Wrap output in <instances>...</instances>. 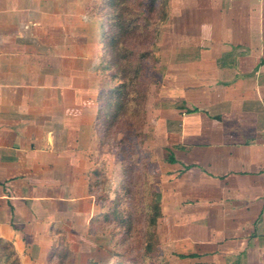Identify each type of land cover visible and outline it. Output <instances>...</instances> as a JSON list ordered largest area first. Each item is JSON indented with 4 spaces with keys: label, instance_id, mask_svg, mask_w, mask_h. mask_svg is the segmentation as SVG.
<instances>
[{
    "label": "crops",
    "instance_id": "crops-1",
    "mask_svg": "<svg viewBox=\"0 0 264 264\" xmlns=\"http://www.w3.org/2000/svg\"><path fill=\"white\" fill-rule=\"evenodd\" d=\"M99 1L0 0V237L39 262L94 217L89 160L109 157ZM160 29L166 263L264 264V0H167Z\"/></svg>",
    "mask_w": 264,
    "mask_h": 264
},
{
    "label": "rangeland",
    "instance_id": "rangeland-1",
    "mask_svg": "<svg viewBox=\"0 0 264 264\" xmlns=\"http://www.w3.org/2000/svg\"><path fill=\"white\" fill-rule=\"evenodd\" d=\"M134 7L130 16H138V36L127 37L119 46L134 60L133 70L141 63L140 81L131 90V101L127 112L115 119L112 114L104 119L102 146L109 157L97 161L89 171L87 181L90 203L96 209L91 219L68 220L69 232L54 240L59 244L53 255L54 245L43 262L29 258L30 237H20L27 245V252L20 254L7 251L0 254V264H167L165 247L162 245L157 226L150 227L148 220L156 212L157 194L160 192L157 159L158 145L153 137L155 116L153 103L157 91L161 90L163 78L157 56L159 34L167 16V0H129ZM96 8V5H95ZM153 8V9H152ZM131 11L129 12V14ZM129 48V49H128ZM106 59V58H105ZM110 75L116 70L108 59ZM110 86L120 82L110 76ZM105 91V89H104ZM160 133V129L156 130ZM155 132V133H156ZM157 149V150H156ZM101 150V148H100ZM88 201L84 202L87 206ZM89 205V204H88ZM90 208V207H89ZM75 227V229L73 228ZM14 245V244H13ZM15 248V247H14ZM33 256H35L32 253ZM51 258L53 260H51Z\"/></svg>",
    "mask_w": 264,
    "mask_h": 264
},
{
    "label": "trees",
    "instance_id": "trees-1",
    "mask_svg": "<svg viewBox=\"0 0 264 264\" xmlns=\"http://www.w3.org/2000/svg\"><path fill=\"white\" fill-rule=\"evenodd\" d=\"M155 1L156 0H153L154 4ZM96 11L99 14L102 13V15H107L109 17V27L104 31L103 40L110 45L109 50L107 51L108 62L116 68L111 75L109 73L106 86L107 89H105L103 93L104 103L98 114V124L102 127L105 124L104 119H109L110 114H112V116L114 115L113 117L115 119L124 116L127 112L126 110L129 103L138 98L137 95L131 96L130 94L131 90L140 81L139 73L142 64L140 62L137 63L135 70H133L134 60L125 62L129 55L123 54L118 45L130 36H132L134 40H137L138 36L143 32L138 34V25L141 27L138 22V16L141 11H136L138 12L136 17L130 16L133 12L135 13V11L129 0H100L98 5H96ZM130 11L131 13L129 14ZM109 67L110 65L105 63V68L108 71L110 70ZM110 76L113 78L118 77L120 82L116 85L110 86ZM134 90L135 89H133V91ZM153 207L156 209V212L152 214L148 220V225L150 227L157 226L158 217L161 215L160 192L157 194V203ZM7 251H11L14 254L16 253L13 242L0 237V254H4ZM57 251L58 248H56L52 257H55Z\"/></svg>",
    "mask_w": 264,
    "mask_h": 264
}]
</instances>
